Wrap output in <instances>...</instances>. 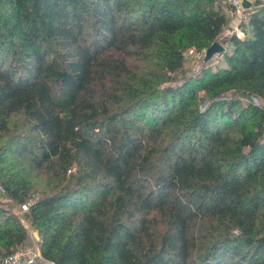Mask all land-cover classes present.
I'll list each match as a JSON object with an SVG mask.
<instances>
[{
    "label": "trees",
    "instance_id": "obj_1",
    "mask_svg": "<svg viewBox=\"0 0 264 264\" xmlns=\"http://www.w3.org/2000/svg\"><path fill=\"white\" fill-rule=\"evenodd\" d=\"M228 19L218 0H0V182L27 202L53 170L28 212L44 257L264 264V3L221 64L183 71ZM26 238L0 208L5 255Z\"/></svg>",
    "mask_w": 264,
    "mask_h": 264
},
{
    "label": "rangeland",
    "instance_id": "obj_2",
    "mask_svg": "<svg viewBox=\"0 0 264 264\" xmlns=\"http://www.w3.org/2000/svg\"><path fill=\"white\" fill-rule=\"evenodd\" d=\"M219 4L225 9L227 5L224 4L225 0H218ZM246 6H244V11L240 13L241 16L236 17L237 21L234 26H229L230 20H228L225 29L223 30L222 34L220 35L218 41L221 43H225L228 40V37L231 33H234L236 31H241L242 29L239 27L241 23H245L248 20V16L251 12L257 10L260 8L261 0H253L252 2H248ZM228 7V6H227ZM233 11V10H232ZM234 12V11H233ZM230 17V16H228ZM238 28V29H237ZM208 49V48H207ZM207 49L199 50L198 48H191L185 52V64L183 67V71L185 72V75L192 74L195 72H199L204 66L205 56ZM204 52V56H202V53ZM223 60V57L221 54H216L212 58L211 62L213 65L215 64H221ZM134 65L137 66L138 69L144 70V67H150L152 66V62L144 61L140 56H135L131 60ZM172 77L175 78L174 81L167 84H175L179 82L181 77L183 76L181 71H177L170 74ZM199 94H203L202 91L199 92ZM16 120L20 119V116H17L15 118ZM76 170V167L73 168L72 171H68V175L72 174ZM29 177L32 179L33 183L35 184L36 188H38V192H36V196L29 198L27 200V203L33 202L34 198H38L41 195V190L46 188L45 186L53 185L56 182V178L54 177V172L49 167L45 166L43 168H35L32 171H30ZM7 190V189H6ZM24 202L18 201L11 197L8 190L5 194L0 193V208L4 210L6 215L13 216L17 221L23 223L26 225L27 228V238L23 245L16 247L17 248H25L29 250H33L34 252H38L40 249V239L37 230H35L31 224H29V217L28 213H16V211L20 208L21 204ZM203 238L199 237L198 241H201ZM6 250L2 249L0 247V263L2 258L5 256Z\"/></svg>",
    "mask_w": 264,
    "mask_h": 264
},
{
    "label": "built area",
    "instance_id": "obj_3",
    "mask_svg": "<svg viewBox=\"0 0 264 264\" xmlns=\"http://www.w3.org/2000/svg\"><path fill=\"white\" fill-rule=\"evenodd\" d=\"M225 5H227L231 10L236 13H241L244 11L243 0H225ZM238 29V28H237ZM238 36H243L244 32L236 31L234 32ZM204 56V52L202 53ZM256 103H260L257 98H254ZM7 192L4 185L0 182V193L5 194ZM30 210V204L24 202L21 204L20 208L16 211V213H28ZM29 222V221H28ZM30 224V222H29ZM58 264L55 260H50L44 257L39 249L38 252H34L33 250L25 249V248H17L14 251L6 254L0 264Z\"/></svg>",
    "mask_w": 264,
    "mask_h": 264
},
{
    "label": "water",
    "instance_id": "obj_4",
    "mask_svg": "<svg viewBox=\"0 0 264 264\" xmlns=\"http://www.w3.org/2000/svg\"><path fill=\"white\" fill-rule=\"evenodd\" d=\"M225 50H226V46L223 43H221L218 40L213 42V44L210 47H208L206 51L205 61H209L214 57V55L221 54L225 52Z\"/></svg>",
    "mask_w": 264,
    "mask_h": 264
},
{
    "label": "crops",
    "instance_id": "obj_5",
    "mask_svg": "<svg viewBox=\"0 0 264 264\" xmlns=\"http://www.w3.org/2000/svg\"><path fill=\"white\" fill-rule=\"evenodd\" d=\"M253 0H243V5L246 6L247 4H249L248 2H252ZM264 3V0H261V4ZM261 6V5H260ZM225 11L227 13V16H230L228 17L230 20V24H228L229 26H234L236 24V17H239L241 16L240 13H236V12H233L229 7H225Z\"/></svg>",
    "mask_w": 264,
    "mask_h": 264
}]
</instances>
